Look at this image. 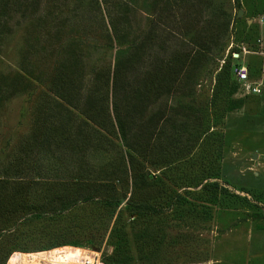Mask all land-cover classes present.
<instances>
[{
  "label": "rangeland",
  "instance_id": "1",
  "mask_svg": "<svg viewBox=\"0 0 264 264\" xmlns=\"http://www.w3.org/2000/svg\"><path fill=\"white\" fill-rule=\"evenodd\" d=\"M57 1L60 7L55 8L50 6L53 1L49 5L47 0H38L28 10L20 4L10 12L0 7V180L16 176L13 179L17 182H0V258L9 247L15 248L12 253L43 252L71 246L65 244L77 240L91 242V246L84 249L97 253L100 259L115 252L121 256L127 254L130 264H264V98L246 94L237 82H232L231 98L235 103L225 114L222 128H217L222 133L218 177L209 180L218 183L215 203L196 201L195 196L200 193L202 185L191 187L190 179L183 183L173 181L168 190L167 176L153 166L158 133L154 132L156 136L152 138L150 128L145 131L143 125L145 122L151 125L152 115L165 103L178 110V116L182 117L178 119L184 124L188 119L197 122L192 112L208 102L215 73L232 49L237 48L241 53L237 59L231 56L232 60L247 63L252 79L264 82V26L259 23L264 15V0H237L243 11L239 17L236 15L237 2L227 0L226 7L232 15L221 53L211 60L213 53L205 52L191 65L190 58H187L181 75L185 81H180L174 92L164 94L159 100L133 97L124 134L100 138V141L108 142V146L98 144V134L93 136L97 148L86 158L95 169L96 178H100L103 172L113 174L103 181L106 189L113 196L124 198L114 213L99 199L68 203L65 196L72 190L67 186L71 182L68 179L70 162L67 157L61 158V150L54 149L47 142L32 146L26 152L22 150L29 147L24 144L32 131L36 106L43 101L48 82L63 62L74 63L77 57L78 65L73 71L77 74L82 71L86 80L82 82L83 102L89 101L90 96L86 94L95 86L98 91L92 95L98 96L99 100L103 95L102 85L101 82L93 83L92 77L108 68L112 70L117 50L129 45V41L123 44L112 42L113 47H109L105 32L96 26V18L90 16V5H95L94 0ZM184 12L172 16L168 20L170 26L160 20L168 35H163L164 32L159 38L160 33H155L145 47V59L134 62L133 67L127 65L133 71L131 74L141 73L145 64L151 65V61L162 54L177 53V59L172 63L176 67L183 60L180 59L182 54L188 50L194 54L196 44L208 38L215 17L211 0H195V6L187 14ZM255 12L259 13L254 18L248 17ZM48 16L54 17L55 21L47 24L48 19L44 20ZM138 18L142 20V26L127 27L128 37L140 34L144 28L146 32L155 23L156 16L147 6ZM247 18L251 22H247ZM244 23L252 24L257 32L255 42L241 36ZM173 26L175 36L172 38L169 33ZM245 29L248 33V28ZM165 37L167 41H164ZM242 47L246 49L244 52ZM121 60L123 63L122 57ZM252 68H259L258 77ZM192 104L194 108H191ZM141 136L144 138L134 144ZM182 137L175 149H180L184 156L188 148L187 135ZM160 141L158 139V143ZM215 147L213 144L205 150L213 154ZM133 149L140 152L135 154ZM201 151L200 140L195 139L191 153ZM132 158L137 171L135 181L138 182V176L145 173L152 176L149 181L156 176L165 180L164 186L158 183L146 188L137 183L135 198L147 193L163 200L167 196L164 191L168 190L170 194L173 191L188 203L196 204L193 203L188 210L184 207L180 215L175 214L172 218L170 209L159 217L147 213L137 217L121 209L133 189L131 169L127 164ZM185 172L193 174L189 168ZM122 240V246L127 249H120L117 244ZM51 244L63 245L37 249ZM9 257L5 264H8Z\"/></svg>",
  "mask_w": 264,
  "mask_h": 264
},
{
  "label": "trees",
  "instance_id": "2",
  "mask_svg": "<svg viewBox=\"0 0 264 264\" xmlns=\"http://www.w3.org/2000/svg\"><path fill=\"white\" fill-rule=\"evenodd\" d=\"M37 1L38 0H0V7L6 12H10L15 6L20 4L25 10H28L34 3H38ZM47 1L49 5L51 4L50 2L53 1L50 6H54V8L60 7L56 0ZM234 1L235 3L237 2L236 8L238 11V9L241 8L238 6V1ZM94 2L95 5H90L91 8L89 7L90 16L96 18V23H98L96 26L105 32L104 37L109 41V47H113L112 42L123 44L129 41V45L117 50V59L112 70L108 68L92 77L93 83L101 82L102 85L103 95L99 96V100L97 99L98 96L92 95L98 91L97 86H95L94 88L88 89L90 93L86 95L87 97L90 96L88 98L89 101L87 103L83 102L82 82L86 80L84 79L82 71H79L78 74L73 71V67L78 65L77 57L74 63H67V60L63 62L59 70L55 72L48 82L43 94V101L39 102L38 106H36V115L32 131L24 144L29 145V147L27 146L22 150L26 152L30 150L32 146L43 142H47L49 145L53 146L54 149L57 148L61 150L63 155L61 158L64 159L67 157L70 162L68 166V179L71 182L67 183V186L72 190L65 196L69 201L68 203H74L78 200L89 201L92 199H99L100 202L109 206L110 212L114 213L124 198L115 197L108 192L110 191L109 189H106V185L103 181L106 182L107 179L113 177L111 172L105 173L102 171L103 175L100 176V178H96L95 169L86 158L90 152H93V150L97 148L93 136L98 134L99 136H96V140L100 142H98V144L108 146V142L102 140V143L100 138L103 137L105 139L108 135L111 137L115 136L117 133L124 134V127L127 122L126 118L128 117V120L130 119L129 103L133 97H140L142 99H145V97H154L159 100L164 94L174 92L175 89L178 88L177 86L181 84L180 81H185H183L181 75L184 73L182 67L187 58H190L191 65L196 57H200L205 52L209 51L213 53L211 60L219 55L224 49V38L232 14L229 9L227 10V0H211V11L215 14V17L210 25L208 38L196 44L194 54L191 55L190 50L186 51L180 56V59L183 60L180 61V64L176 67H174L172 63L173 60L175 61L177 59V53L169 55L162 54L156 56V58L151 61V65L145 64V68H142L143 71H141V73L131 74L133 71L130 70L127 65H132L133 67L134 62H139L141 58L145 59V55L147 54L145 52V47H148L151 43L152 39L156 36L155 33L159 32L160 38L162 33L167 30L162 28L163 23L160 20L166 22L167 26H170L168 25V23H170L168 20L172 19V16L176 14H182L183 11H185L184 15L187 14L191 7L195 6V0H152L148 3L145 2V0H94ZM147 6L151 8L156 16L154 19L155 23L150 29L146 30V32L143 27V32L128 37L129 35L126 33V28L129 26L132 27V25L137 27L142 26V20H140L138 16L139 14L141 15L142 12H145ZM262 8L264 9V5ZM258 13L259 12L249 14L248 17L254 18ZM56 17L58 18L60 16L57 15ZM46 20L48 22L47 24H50V21L52 23L55 21L52 16L46 17L44 21ZM91 23L92 21L90 24ZM246 27L249 30L248 33H246ZM174 30L175 28L173 26L169 33L172 38L175 36ZM240 34L241 36L244 35V37L249 40L253 39V42L258 39V34L252 27V24L249 25L244 23L240 29ZM163 35H168V32H165ZM164 41H167L166 37ZM231 51L238 52L239 50L236 48V50L232 49ZM120 57L124 59L123 63L122 60L119 61ZM232 59L231 52H228L223 64L215 73L212 95L208 102L204 107L197 106L196 109L193 110L192 113L198 120L197 122H193L195 119L191 118L192 121L188 119V122L184 124L180 120L182 117L177 114L178 110L172 109L171 105H168L170 103H165L161 105L162 108L158 109L154 115H152L150 119V121H152L151 125H147L146 122L143 124L145 126V131L150 128V134H153L152 138H155L156 134L154 132H157L158 134L156 137L161 139L158 143V139L156 138L157 146L155 150L157 151V156L153 166L155 169H161L164 176H167L168 179L166 180L170 183V186L167 187L168 190L171 188V183L173 181H181V183H183L190 179L191 187L202 185L201 191H199L200 193L197 194V197L195 196L198 202L205 200L208 204L215 203L217 192H219L218 183L209 180L218 177L222 133L218 132L217 128L220 129V126L222 128L225 114L235 103V100L231 98V94L233 93L232 82H236L231 72V66L234 63ZM246 65L249 70L250 66L247 63ZM252 70L256 72V75L259 73V68H252ZM250 72L249 77L252 79ZM256 77H258V75ZM252 80H254V78ZM109 91L110 95H108ZM127 93L131 96L128 97ZM0 95H2V92H0ZM259 97L264 98V96ZM192 102H195V99H193ZM191 108H194L193 104ZM178 117L180 119H178ZM201 122L202 125H200ZM184 134L185 136L187 135L185 139L188 148L187 152L183 150L186 154L182 156L183 153H180L181 150L175 148H178L177 141L183 139L182 135ZM141 135H144V133L141 132ZM143 138L144 137L141 136L135 139L134 144H138ZM195 139L196 141L200 140L201 152H204V154H201V152L191 153ZM213 144H216L215 150L213 151L214 153H207L205 148ZM132 151H134L135 154L140 152V150L136 149ZM68 154L69 156H67ZM195 155L199 156L197 157ZM127 164L131 169L133 189L131 190L132 193H130L129 198L125 201V205L120 208L127 210L129 214H136L137 217H141L145 216L147 213L150 215H158L159 217L161 213H165L170 209L169 215L172 218L175 214L180 215V211L184 207L188 210V208H192L194 204H196L191 201L188 203L182 196L176 195L173 191L170 194L168 190L164 191H167V193H165L167 196L163 198V200L158 196H151L147 193H145V196L143 195L139 198H135V187L137 183L142 186L145 185L146 188L147 186L153 184L157 185L158 183L164 186L165 180L163 181L156 176L153 180L149 181L152 176L145 173L138 176L137 182L135 181L137 171L134 159H129ZM188 168L192 170V175L185 172ZM179 172L181 174L177 175ZM94 175L95 178H92ZM13 178H16V176ZM13 178H4L0 180V182L9 180L13 183H17ZM204 180L205 182L203 184ZM220 190L222 189L220 188ZM118 217L119 213L116 216V220H118ZM123 241L124 240L121 242L118 241L117 244L121 247L120 249H127L122 246L121 243ZM91 244L92 243L89 241L81 242L76 240L65 245L89 248ZM61 245L63 244H51L48 247L37 249L44 250ZM14 249V247L8 248L2 258H0V264H5L6 259ZM97 249H99V246ZM101 261L102 264H130V256L127 254L121 256L115 252V254L107 258L101 256Z\"/></svg>",
  "mask_w": 264,
  "mask_h": 264
},
{
  "label": "bare ground",
  "instance_id": "3",
  "mask_svg": "<svg viewBox=\"0 0 264 264\" xmlns=\"http://www.w3.org/2000/svg\"><path fill=\"white\" fill-rule=\"evenodd\" d=\"M91 254L81 247L63 246L43 252H14L8 264H74Z\"/></svg>",
  "mask_w": 264,
  "mask_h": 264
},
{
  "label": "built area",
  "instance_id": "4",
  "mask_svg": "<svg viewBox=\"0 0 264 264\" xmlns=\"http://www.w3.org/2000/svg\"><path fill=\"white\" fill-rule=\"evenodd\" d=\"M259 23L264 26V15H261ZM245 50V47H242V51L244 52ZM240 54L241 53L237 51H231V56L235 59H237ZM231 72L244 93L264 96V82L262 80H252L249 77V70L246 63L234 62L231 66ZM74 264H102V261L97 253H93L91 258L83 257Z\"/></svg>",
  "mask_w": 264,
  "mask_h": 264
},
{
  "label": "water",
  "instance_id": "5",
  "mask_svg": "<svg viewBox=\"0 0 264 264\" xmlns=\"http://www.w3.org/2000/svg\"><path fill=\"white\" fill-rule=\"evenodd\" d=\"M241 15H243V11H242V9H238V11H237V16L239 17V16H241ZM247 22H251V19H249ZM254 157H255V154L252 155V158H254Z\"/></svg>",
  "mask_w": 264,
  "mask_h": 264
}]
</instances>
